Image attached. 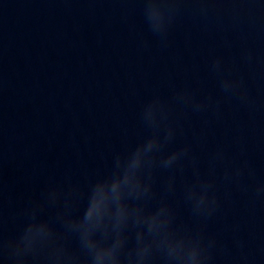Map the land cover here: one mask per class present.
I'll list each match as a JSON object with an SVG mask.
<instances>
[{
	"label": "water",
	"instance_id": "water-1",
	"mask_svg": "<svg viewBox=\"0 0 264 264\" xmlns=\"http://www.w3.org/2000/svg\"><path fill=\"white\" fill-rule=\"evenodd\" d=\"M174 2L166 31H154L148 0H0V240L48 187L83 185L149 135L143 109L159 97L178 125L168 151L190 144L202 177L215 165L216 213L203 225L191 216L186 167L178 218L217 238L213 264H264V198L254 195L264 183V0ZM224 80L242 81L247 99L225 93ZM181 92L208 106L177 104ZM244 161L255 172L240 179L247 191L224 179Z\"/></svg>",
	"mask_w": 264,
	"mask_h": 264
},
{
	"label": "clouds",
	"instance_id": "clouds-1",
	"mask_svg": "<svg viewBox=\"0 0 264 264\" xmlns=\"http://www.w3.org/2000/svg\"><path fill=\"white\" fill-rule=\"evenodd\" d=\"M176 7L174 0H148L146 14L154 31H166ZM220 66V59L212 65L214 70ZM221 87L247 99L240 80H224ZM174 99L195 112L208 106L187 92ZM170 114L154 97L142 113L149 135L114 153L110 165L83 185L68 181L67 190L55 184L48 187L43 199L22 213L18 233L0 240V264H213L217 238L180 220L172 201L177 175L183 177L190 167L192 179L183 182L182 200L203 225L220 204L215 165L210 163L208 175L202 177L190 144L168 151L178 132ZM223 160V150H217L213 161ZM161 172L168 175L158 187ZM245 173L255 176L247 161L228 168L224 179L247 191L239 183ZM254 195L264 198V183L255 185ZM46 207L53 209L51 217L41 215ZM236 246H242L240 241Z\"/></svg>",
	"mask_w": 264,
	"mask_h": 264
}]
</instances>
